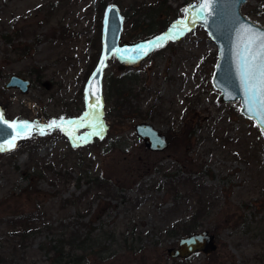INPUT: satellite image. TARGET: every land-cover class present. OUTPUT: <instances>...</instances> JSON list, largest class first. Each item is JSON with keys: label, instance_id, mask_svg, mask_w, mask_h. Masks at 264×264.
<instances>
[{"label": "rangeland", "instance_id": "obj_1", "mask_svg": "<svg viewBox=\"0 0 264 264\" xmlns=\"http://www.w3.org/2000/svg\"><path fill=\"white\" fill-rule=\"evenodd\" d=\"M197 1L0 0V111L18 122L59 125L35 132L13 151L0 152V245L9 246L18 214H35L39 226L24 250L0 264H51L38 251L55 238L46 226L57 228L76 212L86 215L91 202L84 222L128 228L130 234L135 230L139 238L133 254L120 250L105 264H264V135L243 116L239 102H219L221 91L212 83L218 50L203 28L179 40H161L160 47L152 39L170 36L172 26L185 18V8ZM111 5L120 10L123 32L120 49L105 69L103 114L96 117L87 109L86 88L103 54ZM242 12L264 27V0H249ZM8 29L12 42L7 43L2 34ZM26 47L29 52L19 50ZM137 47H144L146 54L130 56ZM11 75L30 79V91L5 90ZM126 75L139 79L134 91L139 100L133 104L141 105L143 117L114 121L107 115V87L111 79ZM141 122L167 134L169 148L148 150L135 133ZM186 124L194 131L191 140L181 134ZM101 127L103 138L96 135ZM31 157L34 167L54 173L33 176L28 183L23 170ZM82 159L94 160L90 170L110 180L116 193L108 196L106 189L94 188L63 212V199L91 186L82 178L77 188L81 171L76 164ZM70 176L65 189L62 183ZM183 179L205 190L206 206L212 210L196 232L210 231L218 245L216 252L187 261L170 257L185 236L167 233L189 222L196 211L192 186L177 190V181Z\"/></svg>", "mask_w": 264, "mask_h": 264}, {"label": "water", "instance_id": "obj_2", "mask_svg": "<svg viewBox=\"0 0 264 264\" xmlns=\"http://www.w3.org/2000/svg\"><path fill=\"white\" fill-rule=\"evenodd\" d=\"M248 3L249 0H213L209 8L202 10L203 0H198L197 3L190 4L185 8V18L172 26L170 36L179 40L198 27L203 28L208 33L218 50V60L212 83L217 90L221 91L219 102L222 104L239 102L243 116L253 120L264 135V122L257 115L259 101L257 99V105L251 103V97L254 93H249L246 97L240 80V71L243 67V57L249 36L264 32V27L243 14L242 9ZM244 29H251L252 31L246 33ZM122 32L123 17L118 7L111 5L107 9L105 17L103 54L86 88L87 109L97 117L103 114L105 69L109 59L120 49ZM256 50L258 49L253 47V51ZM138 55H140L138 47L130 52V56L136 57ZM31 87L32 81L20 75H11L4 86L7 91L18 90L22 94H27ZM92 92L98 94L102 104L99 114H95L90 107L95 102ZM0 114L3 112L0 111ZM3 120L4 122H0V145H4L6 150L0 151L2 153L16 149L21 141L31 138L35 132L39 131L40 127L45 128V131L49 130L46 128L47 125L36 127L33 122L26 121L34 126L29 133L17 127L20 122L10 120L4 114ZM18 132H23L26 138H17L15 140L16 147L7 149L8 143L17 137ZM135 133L143 141L145 147L152 152H163L169 148L170 143L167 134L161 132L151 123L136 124ZM97 136L103 138L104 131H98ZM217 248L215 235L204 230L181 238L178 248L170 250V257L173 260H186L199 253L208 255L216 252Z\"/></svg>", "mask_w": 264, "mask_h": 264}, {"label": "trees", "instance_id": "obj_3", "mask_svg": "<svg viewBox=\"0 0 264 264\" xmlns=\"http://www.w3.org/2000/svg\"><path fill=\"white\" fill-rule=\"evenodd\" d=\"M106 4L101 5V12H105ZM168 25L166 27V32ZM7 32L2 34V38L8 43L12 42L11 40V29L6 30ZM164 32V31H163ZM162 32V33H163ZM162 34L154 36L153 40L159 38ZM25 49L29 52V48H21L19 50ZM126 77V78H125ZM123 79L113 78L109 81L108 84V96L105 99L107 104H110V110L107 115L115 120H125L131 121L132 119H138L143 117V114L140 112L141 105L135 106L133 102L139 100V94H136L135 86H137L139 79H134L135 76L129 77L126 75ZM128 77V78H127ZM140 113V114H139ZM181 134L184 137H188V140H191L194 136V131L186 125L181 130ZM170 137H168L169 139ZM33 157L30 158V161L25 166V171L23 173V178H25L28 183L32 180L33 176H39L41 178H47V173H50L54 170H49L45 166H33ZM77 167L81 171V177L78 178L77 188H81L82 178L88 180L89 188L86 191L81 192L78 196H74L71 199H63L61 210L67 212L69 206H73V203L76 204L79 199L87 197L94 188L106 189L108 196L115 194L114 186L111 185L110 180L103 177L101 173L96 174L90 169H94V160L90 159L89 162L82 159L80 162H77ZM41 167V169H39ZM45 167V168H42ZM85 170V171H84ZM61 176L62 174L59 173ZM56 174V176H60ZM71 176L66 177V180L63 181L62 185L65 189L68 188L70 184ZM106 181L107 184L103 181ZM185 180V181H183ZM178 180V187L192 186L191 195L193 198L197 197L196 211L191 220L182 225L178 224L174 226L171 230H167V233L172 234L180 233L183 236H187L195 233L198 229L203 227L201 223L203 217H207L212 210L211 206H206V192L201 186H195L193 180ZM118 188L117 186H115ZM164 187V186H163ZM93 202L89 204L86 215L79 214L76 212L73 217L63 218L60 225L57 228H53L51 225H47V229L54 234L55 238L51 241H46L42 243L38 251L41 254H44L47 260L51 264H105L112 259H116L120 250L128 251L130 254L136 251V244L139 238H136V232L133 230L131 234L129 229L126 231L117 230V229H107L103 225L95 227V221L90 220L89 222H84L83 218L91 214L93 209ZM41 209V208H40ZM36 216L33 213L30 214H18L13 220V224L16 230L11 234V240L9 246L0 245V263L8 262L7 258L11 255L16 257L20 250H24L28 242L34 240L39 233L38 225L36 223ZM39 219V218H38ZM11 248V253L7 255L5 249ZM25 252V251H24ZM26 254V253H24ZM9 256V257H8ZM132 256V255H131ZM183 260V261H187Z\"/></svg>", "mask_w": 264, "mask_h": 264}, {"label": "snow or ice", "instance_id": "obj_4", "mask_svg": "<svg viewBox=\"0 0 264 264\" xmlns=\"http://www.w3.org/2000/svg\"><path fill=\"white\" fill-rule=\"evenodd\" d=\"M212 3L213 0H203L201 9L204 10L209 8L212 5ZM244 31L246 33H250L252 30L244 29ZM172 38L174 37L168 36V37L157 38V44L155 45V47L162 46V44L159 43V41L164 39H172ZM149 43H151V41H149ZM253 47H256L258 50L254 52ZM139 51L145 53V48L141 47ZM240 80H241V86L245 90L246 97L248 96L249 93H254V95L251 97V103L253 105H257V99H258L259 103L257 107V115L260 116L262 122H264V32L254 33L251 36H249L247 41V46L245 48V55L243 57V67L242 70L240 71ZM92 96L95 97V102L92 103L90 107L95 114H99L100 109L102 108L100 98L96 92H92ZM0 122H4L3 114H0ZM17 127L22 128L24 129V131L31 133L34 126L26 121H23L20 122V124L17 125ZM54 127H59L56 121H52L49 125L46 126L47 129H52ZM39 130L41 134H43L45 128L40 127ZM101 131H103L102 127H101ZM17 138H26V137L23 135V132H18L17 137H14L13 140L8 143L7 149L10 150L11 148L16 147L15 140ZM85 142H87V138H85ZM4 150H6L5 146L0 145V151H4Z\"/></svg>", "mask_w": 264, "mask_h": 264}, {"label": "flooded vegetation", "instance_id": "obj_5", "mask_svg": "<svg viewBox=\"0 0 264 264\" xmlns=\"http://www.w3.org/2000/svg\"><path fill=\"white\" fill-rule=\"evenodd\" d=\"M170 143V142H169Z\"/></svg>", "mask_w": 264, "mask_h": 264}]
</instances>
